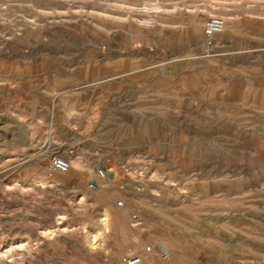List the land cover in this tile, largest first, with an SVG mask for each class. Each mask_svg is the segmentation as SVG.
<instances>
[{"label":"rangeland","instance_id":"rangeland-1","mask_svg":"<svg viewBox=\"0 0 264 264\" xmlns=\"http://www.w3.org/2000/svg\"><path fill=\"white\" fill-rule=\"evenodd\" d=\"M154 1L0 0V264H264V0Z\"/></svg>","mask_w":264,"mask_h":264},{"label":"built area","instance_id":"built-area-1","mask_svg":"<svg viewBox=\"0 0 264 264\" xmlns=\"http://www.w3.org/2000/svg\"><path fill=\"white\" fill-rule=\"evenodd\" d=\"M225 28V20L219 16L208 17L205 23V32L209 37L208 44H212L211 38L215 34L223 32ZM50 165L53 169L58 171H66L69 168V161L61 156L55 155L51 157ZM107 170L105 168L99 169L95 172V178L90 181V186L94 188L97 185V181L106 176ZM121 205L122 202H119ZM147 250H151V247H148ZM127 264H140L142 262V257L139 255H132L125 259Z\"/></svg>","mask_w":264,"mask_h":264},{"label":"bare ground","instance_id":"bare-ground-1","mask_svg":"<svg viewBox=\"0 0 264 264\" xmlns=\"http://www.w3.org/2000/svg\"><path fill=\"white\" fill-rule=\"evenodd\" d=\"M119 3H121L120 1H119ZM142 4H143V6L145 7V8H149V9H162L163 8V5L160 3V2H157V1H145V0H142V2H141ZM53 5V4H52ZM251 5V4H250ZM54 6V5H53ZM111 7H124V8H126V9H128V10H135L132 6H123V5H121V4H111ZM254 7V6H253ZM144 8V9H145ZM148 10V9H147ZM134 12V11H133ZM108 13H111V12H108ZM96 14V13H95ZM162 16V15H161ZM141 19H142V21H146L147 23L148 22H154L157 18L154 16V15H145V16H142L141 17ZM99 20V19H98ZM96 21V20H95ZM140 22V21H139Z\"/></svg>","mask_w":264,"mask_h":264}]
</instances>
